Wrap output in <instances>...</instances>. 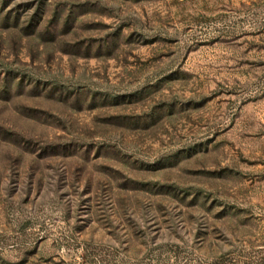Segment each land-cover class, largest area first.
<instances>
[{"label": "rangeland", "instance_id": "obj_1", "mask_svg": "<svg viewBox=\"0 0 264 264\" xmlns=\"http://www.w3.org/2000/svg\"><path fill=\"white\" fill-rule=\"evenodd\" d=\"M0 264H264V0H0Z\"/></svg>", "mask_w": 264, "mask_h": 264}]
</instances>
